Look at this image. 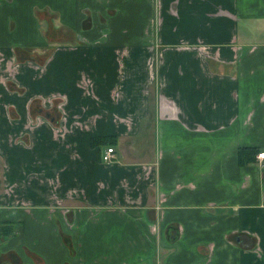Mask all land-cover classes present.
I'll return each instance as SVG.
<instances>
[{
	"label": "crops",
	"instance_id": "obj_1",
	"mask_svg": "<svg viewBox=\"0 0 264 264\" xmlns=\"http://www.w3.org/2000/svg\"><path fill=\"white\" fill-rule=\"evenodd\" d=\"M260 150L264 0H0V264H264Z\"/></svg>",
	"mask_w": 264,
	"mask_h": 264
},
{
	"label": "trees",
	"instance_id": "obj_2",
	"mask_svg": "<svg viewBox=\"0 0 264 264\" xmlns=\"http://www.w3.org/2000/svg\"><path fill=\"white\" fill-rule=\"evenodd\" d=\"M105 144V145H112L114 143V137L112 135H93L89 139V144ZM253 147L242 146L237 148V160L239 162H246L251 160L252 154L254 151L252 150ZM6 226V224L2 225ZM5 229V228H3ZM1 231V230H0ZM5 231V230H4Z\"/></svg>",
	"mask_w": 264,
	"mask_h": 264
},
{
	"label": "built area",
	"instance_id": "obj_3",
	"mask_svg": "<svg viewBox=\"0 0 264 264\" xmlns=\"http://www.w3.org/2000/svg\"><path fill=\"white\" fill-rule=\"evenodd\" d=\"M114 149L112 145H105L103 148L100 158L102 161H110L113 158ZM264 156V151L260 150L256 153V157L258 159L262 158Z\"/></svg>",
	"mask_w": 264,
	"mask_h": 264
},
{
	"label": "rangeland",
	"instance_id": "obj_4",
	"mask_svg": "<svg viewBox=\"0 0 264 264\" xmlns=\"http://www.w3.org/2000/svg\"><path fill=\"white\" fill-rule=\"evenodd\" d=\"M4 224V223H3Z\"/></svg>",
	"mask_w": 264,
	"mask_h": 264
}]
</instances>
